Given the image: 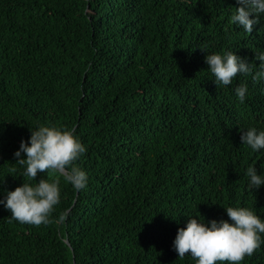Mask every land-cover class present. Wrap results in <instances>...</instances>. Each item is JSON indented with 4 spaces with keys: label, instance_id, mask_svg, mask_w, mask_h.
Masks as SVG:
<instances>
[{
    "label": "trees",
    "instance_id": "obj_1",
    "mask_svg": "<svg viewBox=\"0 0 264 264\" xmlns=\"http://www.w3.org/2000/svg\"><path fill=\"white\" fill-rule=\"evenodd\" d=\"M236 4L0 0V198L36 182L14 153L41 124L75 130L87 152L74 166L88 174L76 190L38 173L61 192L48 224L0 205V264H195L173 248L189 217L228 219L223 206L264 217V186L250 191L245 176L264 171V150L241 144V129L264 130V80L217 86L205 61L236 51L258 67L264 18L245 32ZM240 264H264V244Z\"/></svg>",
    "mask_w": 264,
    "mask_h": 264
},
{
    "label": "clouds",
    "instance_id": "obj_2",
    "mask_svg": "<svg viewBox=\"0 0 264 264\" xmlns=\"http://www.w3.org/2000/svg\"><path fill=\"white\" fill-rule=\"evenodd\" d=\"M262 18L264 0H237L231 23L251 33ZM255 60L259 64L254 70L252 62L236 51L207 52L205 57L217 86H228L238 75L253 73L255 81L264 80V52H257ZM235 92L243 103L249 92L248 85L240 84ZM30 130L29 139L21 141L14 155L16 163L23 167V178L36 182L24 180L14 190H6L0 198V205L11 212V219L39 226L51 222L50 216L60 202L61 192L58 181L45 178L37 181L38 173L55 172L62 175L74 189L83 190L88 183V174L74 166V162L87 152V147L75 135L74 129L41 124ZM241 144L254 152H261L264 150V130L255 126L241 129ZM260 167L264 170V163ZM245 176L250 191L264 186V171H258L255 164L247 167ZM223 207L228 219L201 220L193 216L189 217L186 226L178 228L173 248L179 258L190 255L195 264H240L245 256H252L264 244V217L248 207Z\"/></svg>",
    "mask_w": 264,
    "mask_h": 264
}]
</instances>
